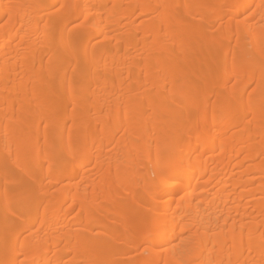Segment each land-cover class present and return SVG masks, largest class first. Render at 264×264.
<instances>
[{"label": "bare ground", "instance_id": "bare-ground-1", "mask_svg": "<svg viewBox=\"0 0 264 264\" xmlns=\"http://www.w3.org/2000/svg\"><path fill=\"white\" fill-rule=\"evenodd\" d=\"M0 264H264V0H0Z\"/></svg>", "mask_w": 264, "mask_h": 264}]
</instances>
